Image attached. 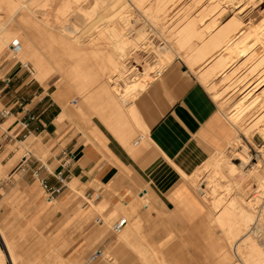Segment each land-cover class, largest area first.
<instances>
[{
  "label": "crops",
  "instance_id": "obj_1",
  "mask_svg": "<svg viewBox=\"0 0 264 264\" xmlns=\"http://www.w3.org/2000/svg\"><path fill=\"white\" fill-rule=\"evenodd\" d=\"M44 58L36 65L39 74L49 68V64L61 74L70 67L57 53L46 52ZM10 83H5L0 92ZM19 90L17 88L12 94L7 92L1 98L2 107L10 108L11 116L0 124L14 118L2 137L20 141V137L10 135L16 123L28 115H35L37 119L30 124V134L22 142L30 140L37 152L49 154L46 159L33 152L28 159L21 158L18 166L24 169L17 166L12 175L19 174L20 178L14 180L13 188L0 201L3 207L0 214L4 215L11 211V202L17 197L24 200L21 211L25 216L16 225L17 238L22 239L19 244H29L32 240L29 233L37 229L48 235L43 241L38 238L37 252L44 254L61 249L65 264H70V259L83 258L95 245H99L103 256L93 264H108L103 261L106 250L110 252L109 264L114 263L115 253H120L125 264H143L153 253L148 246L173 254L176 246L182 244L176 231L195 224L206 210L184 175L195 173L212 152L225 150L235 138L233 126L203 85L185 67L174 62L128 104L129 107L133 104L145 125L149 146H140L141 141L135 144L127 140L136 127L126 114L118 119L112 109L110 116L115 118L94 116L91 122L80 114L77 116L71 107L78 103L77 93L67 83L48 90L28 83L21 94H17ZM24 93L29 94L27 103ZM125 118L124 121L132 125L122 120ZM65 149L71 150L76 159L66 170L67 187L49 201L40 179L58 184L53 174L61 168L60 158ZM42 164L47 169L42 167L39 178H35L32 171ZM181 170L185 174L181 172V175ZM71 184L89 200L95 196L94 205H75V190ZM147 197L150 203L144 202ZM97 207L103 209L102 215L97 214ZM93 213L97 214L94 218ZM113 214L118 215L115 222L127 218L125 228L131 223L123 241H118L115 233L105 235L107 221L103 217ZM1 217L3 240L1 237L0 240L13 263L7 250L10 246L7 236L15 246L16 242L9 232L5 233ZM138 227L140 231L136 232ZM75 228L77 234L71 236ZM146 228L157 231L148 233ZM0 249L3 251L1 246ZM3 253L0 264H6Z\"/></svg>",
  "mask_w": 264,
  "mask_h": 264
},
{
  "label": "bare ground",
  "instance_id": "obj_2",
  "mask_svg": "<svg viewBox=\"0 0 264 264\" xmlns=\"http://www.w3.org/2000/svg\"><path fill=\"white\" fill-rule=\"evenodd\" d=\"M3 1L6 3L8 0ZM51 1L52 2L50 5H52L51 8L53 9L51 10L53 13L55 11L62 13L63 9L66 11L68 10V12L70 11L69 8L71 6L63 4V1L61 2L58 0L62 4L58 1L56 2V0ZM201 1L202 0H87L88 3L91 2L93 4L91 5L90 3L93 8L90 6L91 8L89 7V9L86 11H84L82 8L81 10L90 15L89 19L92 20L94 18L93 16H97V18L99 17L100 22L101 20H105L104 22L102 21L103 23L109 22V24L102 23L101 26L104 25L103 27H99V24L98 26L96 25L97 28L99 27L98 29H96L94 26L95 34H97L93 37L91 34H89V31L85 30L88 25L87 19L85 24L82 21L84 26L82 24L81 26L76 25V22L78 21L74 22V20H72L75 24L72 23L70 17H67L70 19L67 22L71 21V24L68 23L69 25L65 24L62 20L57 19V16L53 19V21H50L48 17L50 13L48 14L44 8L39 9L33 6L31 8L32 17L30 19L25 17L21 18L20 26H22V28H26L25 32H27V36L26 38H22L19 41L16 40L18 31H16V29L12 30L13 24H11L10 21L3 22L0 18V52L4 51L7 47L10 49V52H13V41L22 46L27 42L28 47L24 49L26 46L24 45L21 53H15V55L21 56V54L27 55L30 53V56H32L31 60L33 59L31 62L35 63L34 65H37L38 62H43L45 60V54H42L43 52L40 51L39 47H41L43 43H45L46 47L47 43L41 39V37L37 36V34L34 32V29H37V32L39 30L41 33L48 30L49 32H46L45 34H51L52 38L57 43L62 45V47L64 46L63 48L68 47L69 49L68 51L66 50L67 52L70 50L68 56H70L71 59L69 60L73 62L70 64L67 72L63 73L66 77L65 80L69 81L68 79L79 77L83 80H92L90 82L95 83L102 80L111 82V92L114 96H117L119 102L117 106L114 104L115 107L113 105L112 108L115 110V114H117L118 119L120 117H124L126 114L128 115L127 117L133 120H130L131 122L139 124L138 127L142 126L146 133L147 129L145 125L142 124V121L133 104L130 107L127 106V110L125 109L126 107L123 105L122 101L123 99L127 100V98H132L134 100L143 90L146 89L149 80H151L155 74L160 75L161 72H163L169 65L172 64V58L182 57L188 68L194 71H203L202 73L200 72V78L202 79L201 81L209 86L214 97L219 101L221 107H224L225 110H227L229 113H232V115L229 114V116H233L236 130L241 131L243 128L246 132H249L256 129V131L258 130V132L264 138V111L258 113L259 108L264 105V88H261L260 85L261 82L264 81V41L263 46L261 45V47H257L259 45L255 44L258 41L262 42L264 39V32L260 31L264 26V18L261 20L262 27L259 28V31H257L254 36V32L252 33V36L255 37L254 40L248 43L246 42L248 35L243 37L245 30L241 31L247 26L248 23L244 25L242 24L243 26H241L239 25L240 22L238 20L237 22L234 20L226 25L221 21H217L219 17H216V19L214 18L212 23H207L202 18L201 20L194 17L195 13L193 15V12H191V8L193 7L192 4ZM257 1L207 0V3L203 2L202 4H198L199 6L201 5L200 8L203 7V10L208 9L209 6H211L212 9H216L218 7L216 15H220L222 12L224 13L227 8V3L230 2V4L233 5L231 8L236 11L237 16H241V14L244 13L246 14L245 17H247L254 11L256 5L253 6L252 4L257 3ZM0 2L2 1L0 0ZM251 5L252 7H250ZM131 7L132 9H130ZM200 8L199 11H202ZM85 13L83 14L81 11L79 13L78 11L72 10L71 16L75 14L80 17L79 19L85 20ZM78 16L76 18H78ZM243 18V16L240 17L242 21ZM210 19H213V17ZM140 20H142L143 24L148 26L147 29L143 26L140 27ZM97 23H99V20ZM251 26L250 28H252ZM43 36L45 37V35ZM48 40H50V38ZM51 44L57 47L56 43L52 42ZM57 48L59 49V47ZM49 49H51V54L56 53L53 47ZM259 51L262 52L261 56H257L260 53ZM63 52H61V54ZM139 52L142 53L141 58L143 59V62L141 63V59H139L136 64L130 67L131 65H129V62L131 61L129 59L131 55L136 56V54ZM247 53H251L249 57H247L251 60L254 59L253 63H255L260 58L261 59L255 63L256 65L254 66L251 65L250 67L246 68L245 64V67H241L242 65L240 63V59H242L244 54L247 55ZM165 55L170 56V58L165 57ZM58 56L62 57L60 54H58ZM23 57L26 58V56ZM75 57L77 58L75 59ZM160 58L164 59L163 63H159ZM78 63L80 65L85 64V69L79 75L77 73L76 75L74 73V69ZM242 68L243 71H240ZM62 78H64L63 75ZM84 87L86 88V85ZM259 97H261V100H263L262 105L259 104L261 103ZM124 110H127L128 112L125 111V113ZM122 120L126 121V118ZM127 121H129L128 118ZM247 121H249L247 123L248 125L246 124L248 127L244 126L241 128V126ZM250 122L253 123L251 124ZM123 128H125V126ZM134 132L135 131L133 130L132 133ZM130 137L134 138L132 134ZM238 137L239 134H236L235 138H237V140ZM129 139L130 138H127V140ZM259 153L264 154V144L259 147ZM225 154L226 153H221L217 158H212V161L214 160L212 168L214 173L212 171L213 174H209L208 178V182L211 183L210 185L212 186L208 192V195H210L208 197L211 198L208 199L210 200L209 202L211 203L210 205L212 208H209V210H211L208 212V207L206 204L207 202L202 200L205 204L206 210L203 213V216H200L201 218L199 222H203V225H205L204 227L207 233L206 236H208L209 240L211 238L210 241L213 244H216V241H218V239L220 240L222 237L221 236L217 238L214 235V228L216 226H220L221 230L223 231L227 227L228 231L225 233L226 236L229 235L232 238H235V243L227 241V243H220L221 245H219L220 248L218 247V249H216V246L210 247L214 253L216 252L217 254L219 252L218 255L220 258L217 255L219 264H229L230 262H233L235 256L243 264H264V242H261L259 239L262 237V235H264V232L261 230L264 225V212H262L264 211V205L261 207L259 212L256 210L257 206L256 208L254 206L255 201L257 199L260 200L257 191L261 190H253L254 192H251L252 198L249 200L247 198L245 199L241 193L232 188L235 184L231 183L241 182V180L238 182L237 179H235V175L241 171H244V166L250 162V156L247 154L245 149L240 150L235 147L233 151V158L241 160V164H238L233 162L232 159ZM257 166L259 167L260 165ZM257 166L254 165V167L249 169V175L251 173L253 174L254 171L258 169ZM197 170V173H199V169ZM259 170H261V168ZM263 171L264 167L261 171L264 176ZM181 172L182 170L180 171V174ZM193 174L194 172H192V174L189 176L192 177V179H196L198 176L196 173V176ZM217 174H221L222 176ZM189 176L187 175V177ZM204 177L205 175L203 176V179H206V177ZM227 177L229 179H225ZM224 179L226 181L228 180L225 184L224 182L226 181ZM230 179L231 182L229 181ZM263 179L264 178H262V180ZM261 182L263 183V181ZM237 185L238 184H236V186ZM258 187L263 188V186ZM220 189L226 190L225 195H231L232 198H216L215 193L220 192ZM232 189H234L233 193ZM220 195L221 194H219V196ZM260 196L263 197L262 195ZM199 198L201 199V197ZM200 208L202 209L203 207ZM255 220L257 221V229L255 230L252 228H247L251 223H255ZM135 231L139 232V227ZM254 234H258V239L254 238ZM217 244H219V242ZM207 245H209V243H207ZM7 250L10 254H12L11 247L9 245L7 246ZM139 251L140 250H136L135 252ZM3 254V251L0 249V261L3 260ZM160 254L161 255L159 258L161 257V264H171L163 252H160ZM173 264L184 263L178 259V261H175Z\"/></svg>",
  "mask_w": 264,
  "mask_h": 264
},
{
  "label": "rangeland",
  "instance_id": "obj_3",
  "mask_svg": "<svg viewBox=\"0 0 264 264\" xmlns=\"http://www.w3.org/2000/svg\"><path fill=\"white\" fill-rule=\"evenodd\" d=\"M1 1L2 2H0V18L2 19L3 22H9L10 21L11 24H13L12 30L16 29V31H18V34H19V35L17 34V36H16V40H18V41L20 39H22V38L23 39L26 38V36H27L26 35L27 32H25L26 28H24V27L22 28V26H20V22H21V18L22 17H25L27 19H30L32 17L31 8L33 6L39 8V9L40 8L41 9L44 8L48 12V14L50 13L49 16H48L50 21H53V19L57 16V19L62 20L65 24H68V23L71 24V21L74 20V22L78 21V22H76V25H80L81 26V24H82L84 26V24L86 22V19H87L88 25L85 28V30L89 31V34H91L92 37L97 34V33L95 34L94 26L96 27V25L98 26V24L100 25L99 27H103L104 26V25L103 26H101V25H102V23L105 20H101V22H100V19H99V17L97 18V16L96 17L93 16L95 18V20H94V18L92 20H90L89 19L90 15L88 13L86 14L84 12V11L88 10L91 5H93L91 2L88 3L87 0H60L61 2L63 1V4L71 6L69 8V10H70L69 12H68V10L66 11L65 9H63L62 13H60L59 11L58 12L55 11L54 13L52 12L51 9H53V8H51L52 5H50V3L52 2L51 0H22V1H20V0H8L6 3H4L5 1H3V0H1ZM57 1L58 0H56V2ZM60 1H58V2L61 3ZM255 1H257V0H255ZM56 2H54V3H56ZM203 2L207 3V0H202L201 2H197V3L195 2V4H192L193 7L194 6L197 7V8L194 7L196 9V11H195V9L193 7H192L193 9L191 8V12H193L192 14L194 15V13H195L194 17H196L198 19L202 18L207 23H212L214 21V18L216 19V17L217 18L219 17L217 21H221L223 24H226V25H228L230 22H232L234 20H235V22H237V20H238L240 22V23L239 22L238 23L241 26H243L244 24L248 23L247 26L241 30V31L245 30V32H244L245 34L243 33L244 34L243 37L248 35L247 36L248 39L246 38L247 41L245 40L248 43H250V42H252L254 40V38H255V37H253L254 34L257 31H259V28L262 27L261 20L264 18V0L263 1L259 0V1H257V3H255V4L253 3L252 4L253 6H255V5L256 6H255L254 11L251 14H249V16L245 17L246 14L242 13L241 16L244 17L243 21L240 19L241 16H237L236 15V11H234L231 8V7H233V5H231L230 2L227 3V8L224 11V13L223 12L221 13L222 15L221 14L220 15H216L218 7L216 9H212V7L209 6V8L206 9V10H203V7L200 8L201 5L199 6V4L200 3L202 4ZM90 3H91V5H90ZM24 4H25V6H24ZM61 4H59V5H61ZM125 4H127V3H125ZM77 5H79V6H77ZM221 5H223V4H221ZM252 5L250 7H252ZM5 6H6V8H5ZM198 7L200 9H202V11H199ZM81 8L84 11L81 10ZM130 9H132V7ZM211 9L213 10V12H212ZM72 10L78 11L79 13L81 11L83 14L85 13V20L79 19L80 17L78 15H75V14L72 15L73 17H75V18H73L71 16V11ZM197 14H199V15H197ZM206 15L209 16L210 18L213 17V19H210ZM77 16H78V18H76ZM67 17L68 18L70 17L71 21L67 22L68 20H70ZM78 19L81 20V21H79ZM251 19H252V21H251ZM98 20H99V23H97ZM82 21L84 22V24H83ZM74 22L72 21V23H74ZM80 22H82V23H80ZM89 24L92 27H90ZM103 24H109V22H106V23H103ZM139 25H140V27L143 26L146 29L148 28V26L146 24H143L142 20L139 21ZM250 26L252 28H250ZM87 28H89V29H87ZM90 28H92V29H90ZM98 28L96 27V29H98ZM233 28H231V29H233ZM260 31L264 32V26H263V28ZM34 32L37 34V36L41 37V39H43L47 43L46 47H45V43H43V45L41 47H39L40 51L43 52L42 54H45L46 52H51V49H49V48L53 47L54 51L57 54H60V55H62V57L65 58L66 66L70 65L73 62V61L69 60V59H71L70 56H68L70 50H69V52H67L69 48L68 47L67 48H63L64 46L62 47V45L57 43L52 38L51 34H45L46 32H49L48 30L46 32H43L44 34L39 32V30H38V32H39L38 33L37 29H34ZM252 33H253V36H252ZM42 34L45 35V37ZM23 35H25V36H23ZM48 37L50 38V40L52 42L56 43L57 47H59L61 52L64 51L62 54H61L60 50L55 45L51 44L52 42L50 40H48L49 39ZM250 38H252V39H250ZM263 41H264V39L262 40V42L258 41L255 44L259 45L257 47H261V45L263 46ZM14 44H15V42L13 41L12 46ZM24 45H26V46L24 47ZM24 45L22 46V45L19 44L20 48L18 49V51L10 52L9 51L10 49L7 47L4 51L0 52V60H1V62H0V91L4 87L7 79H10V82H11L10 85L8 87H6V89H4L3 92H0V108L2 107L1 98L5 95V93L9 92V93L12 94V93H14L15 90H17V88H20V90L18 91L17 94H21L28 83H30V84L32 83V86H43L46 90L50 89L51 87H59L63 83H67L77 93L75 95V98H76V100H78V103L71 105V107L75 110V113H76L77 116L80 114L83 117V119H86L87 122H91L94 116H99V117H104V118L109 116V118H111V119L116 117V116H113V115L110 116V114H113V113H111L113 105L115 104L117 106V104H119L117 96H114L112 94V92H111V85H112L111 82H107L105 80H102L100 82H96L95 83V82H90L92 80H83V79H81L79 77H74L72 79H68L69 81H66L65 80L66 79L65 74H61V73H59L57 71L55 72V70L51 67L50 64H49V68L43 70V72L41 74H39L36 65H34L35 63L31 62V61H33V59L31 60L32 56H30L31 55L30 53H28L27 55H22L21 54V56L15 55V53H21V51L23 50V47H24V49L28 47V43L27 42ZM51 45H53V46H51ZM260 53L257 56H261L262 52H260ZM250 54L251 53H247V55L244 54L242 56V59H240V63L242 65L241 67H245L246 66V68H248L251 65L254 66V65H256L255 63H257L261 59L260 58L255 63H253L254 59L251 60L250 58H248ZM6 55L8 56V58H7ZM23 56H26V58L23 57ZM141 57H142V53L141 52L137 53L136 56L131 55V57L129 59L131 61V62H129V65H131L130 67H132L134 64H136L139 61V59H141V63H142L143 59ZM165 57L170 58V56H168V55H165ZM243 57H244V59H243ZM245 57L247 58V60H246ZM29 58H30V60H29ZM76 58L77 57H75V59ZM75 59H72V60H75ZM241 60H243V61H241ZM163 61H164V59L160 58L159 63H163ZM245 61H246V63H245ZM174 62H176L178 64H181L183 67H185V69L188 70L203 85V87L207 90V92L211 95L213 100L216 102L220 112L227 118V120L233 126L234 131H235V136H236V134H239L238 140H237V138H234L232 140V142L229 144V146L224 150V152L222 150V151H219V152L218 151H214V152L211 153L210 158L207 159L198 168L199 169V173H197L198 170L195 172L196 175L198 176L196 179H194V178L192 179V177H190V176H189L190 178L185 176L187 181H188V183L193 187V189L196 192H198L197 194L201 197V199L203 201L207 202L206 204H207L208 212H209L211 210V209L209 210V208H212V206L210 205L211 203L209 202L210 201L209 199H211V198L208 197V196H210V195H208V192L210 191V189H211L210 187H212V186L210 185L211 183L208 182L209 181L208 178H209V174L211 175V174L214 173V171L212 169L214 160L212 161V158L213 159L217 158L221 153H223V154L226 153L225 155H227L229 158H231L233 162L241 164L240 163L241 160H239V159L237 160V159L233 158V151H234L235 147H237L240 150H244L245 149L247 151V154L250 156V162H249V164L244 166V168H245V169L243 168L244 171H241V172L237 173V175H235L236 176L235 179H237L238 182L241 180V182L240 183H237V182L234 183V182H231V179L229 181L232 184H235V185H233L232 188L236 189V191L241 193V195H243L245 197V199L247 198V199L250 200L252 198L251 197L252 196L251 192L253 190H255V189L261 190V191H257V193L259 194L258 197H259L260 200L257 199L255 201V205H254L255 208L257 206L256 210H257V212H259V210H261V207H263V205H264L263 204L264 203V200H263L264 199V179L262 180V178H264V176H263V174L261 172L263 170V167H264V154L259 153V147H261L264 144V138L258 132V130L256 131V129H254L252 131H249V132H246L242 128V127L246 126V124L249 121L245 122L241 126V128H242L241 131L236 130V126H234L235 125V120L233 119V116L232 117L229 116V114L232 115V113H229L227 110H225L224 107H221L219 101L214 97V95H213L212 91L210 90L209 86L206 83H204L203 81H201L202 79L200 78V76H201V73L203 71H200V70L194 71V70H191L190 68H188L186 66V64L184 62V59L182 57L172 58V63H174ZM25 64H28V66H30V71L26 67H24ZM84 65L85 64L80 65L78 63L75 66L74 73L75 74L77 73L79 75L81 72H83L84 69H85ZM246 68H244V69H246ZM64 70H66V69H64ZM240 71H243V68H242V70L240 69ZM62 75L64 76V78H62ZM158 76H159L158 74H155L151 78V80H149L147 86L152 81H154ZM78 79H80V80H78ZM85 85H86V88L84 87ZM87 85H88V87H87ZM260 85H261V88H264V81H262ZM90 86H92V87H90ZM81 92H83V93H81ZM23 96L26 99L25 102L27 103L29 101L28 100L29 94L28 93H24ZM132 100H133L132 98H127V100L123 99L122 103L126 107V106H128L129 103L132 102ZM259 100L261 101V103H259V104L262 105L263 100H261V97H259ZM115 105H114V107H115ZM263 111H264V105L259 108V112L258 113H261ZM13 120H14V118H10L5 124H0V164L2 165V166L0 165V201L2 199L6 198L7 192H9V190H11L13 188L14 180H19V178H20L19 174H15L14 176H12V175L16 171L18 163L21 160L23 155H25L27 152L30 151V152H33L36 156H38V157H40L42 159H46L49 156V154L46 153L45 151L37 152L33 148V146L30 145V140L29 141H25V142H20V141H15V140L12 141V140L3 138L2 137L3 133L6 131L7 127L12 123ZM250 123L252 124L253 122H250ZM134 125H135V127L137 126L136 127L137 131L134 132L135 134L134 133L132 134V136L134 138L129 137L130 141H132V143H134L140 136H143V139L141 140L139 145L140 146H149L150 143H149V139H148L146 131L142 128V126L138 127L139 124L134 123ZM246 127H248V126H246ZM236 131H238V132H236ZM254 165H256V166L260 165L259 167L261 168V170H259L260 168L257 166L258 169H256L253 174L251 173L249 175L248 171H249V169L254 167ZM203 169H205L206 171L203 170ZM212 171H213V173H212ZM195 173L193 175H195ZM258 173H261V174H258ZM263 173H264V171H263ZM204 175H205L207 180L203 179ZM217 175L222 176L221 174H217ZM256 175H258V176H256ZM256 178H257V180H256ZM225 179H229V178L227 177ZM189 180H190L191 183L189 182ZM227 181L224 182V184L227 183ZM259 181L260 182L263 181V183L262 182L260 183ZM259 183L262 184V185H260ZM236 184H238V185L236 186ZM235 186H236V188H235ZM258 186H261V187L263 186V188H260ZM71 188H73L75 190V196L73 198V203L75 205L81 206V205H83L85 203L90 204V205H94L95 196H93V198L91 200H89L88 198H86L83 195V193L78 192L74 185L71 184ZM234 189H232V193L234 192ZM220 192H216L215 193L216 198H220V197H225L226 198L227 197L226 199H230L229 197H231V195H228V194L225 195L226 194V190L220 189ZM242 193H244V194H242ZM219 194H221V195L219 196ZM260 195H262L263 197H261ZM144 202L150 203L149 198L147 197L144 200ZM23 204H24V200H22L21 197H17L13 202H11V211L8 214H4V215L0 214V216H2L1 217L2 218L1 226L3 227L5 233L7 234V232H9V235L11 237H13V240L16 242V246H15L13 244V242L10 240V238H8V236H7V240L10 243V247H11V251H12V254H11V257H12V260H13V263H12V261L8 257V254H7L6 250H5L6 246L4 248V246L2 245V242L0 240V246L3 249V251L5 252V255H6V258H5L6 264H65V261H64L65 258L61 254V249L55 250V251L51 250V251H48V252H46L44 254H40L39 252H37V249H38V246H39L37 244L38 240L40 239V241H43L44 239H46L48 237V235L46 233L39 232L37 229H34V230L31 231V233H29V237L32 238V240H31V242H29V244H25V245L19 244L22 239L17 238L18 237V233H19V229L16 227V225H17V222L19 221V219H21V218H23L25 216V213L21 211L22 210L21 207H22ZM0 208H3L1 204H0ZM102 210L103 209L101 207H97L96 208L97 214L102 215L101 214ZM262 212H264V211H262ZM97 214L93 213V218ZM117 217H118V215H116V214H113V215H111V216H109L107 218L103 217V220L107 221V223L105 225V229L107 230V233L105 234L106 236L112 235L114 233L113 230H112V227H113V224L115 223V219ZM199 220L197 221L198 223L196 222L195 224H193L190 227L187 226V228L182 229L181 231H176V235H178L180 237V241L182 242L181 245L176 246V249H177L176 251H179L178 253H176V251L175 252L173 251V254L168 255L172 251L164 252L162 250L160 251L159 249H156V250L153 249L154 246H148L149 248H151L150 251L153 252L154 254L150 252L151 253L150 259H148V260L145 259V261H143V264H146L145 262H148L147 264H161V261H160L161 257L159 258V256L161 255L160 252L161 253L163 252L169 258V262L171 264H173L175 261H178V259H179V261L181 260V262L184 263V264H215V263L219 264L218 263V257H217L219 252L217 254H216V252L214 253V251H212L210 247L211 246H216V249H218V247L220 248L219 245H221L222 243H227V241H231V242L235 243V238H232L229 235L226 236L225 233L228 231L227 227L223 231V230H221L220 226H218V227L216 226L214 228V235L217 238H219L221 236L222 237L220 238V240L218 239V241H216V244L218 242H219V244H217V245L213 244L210 241L211 238L209 240L208 236H206L207 233H206V230H205V227H204L205 225H203V222L200 223ZM254 222L255 223H251L249 225V227H247V228H252V229L256 230L257 229V221L255 220ZM253 225H255V226H253ZM130 227H131V223H129L128 228H125V229H123L122 232L116 234V237H117L118 241H123L122 237H124V235L126 234L127 230H129ZM77 230L78 229L75 228L73 230V233H72L71 236L77 234ZM145 230L148 233H150L151 231H153V232L157 231L155 229L149 230L147 228ZM145 230H143V231H145ZM261 230L264 232V225L261 228ZM170 235L173 236L174 234L171 232ZM257 235L258 234H254L253 235L255 239H258ZM0 237H1V234H0ZM1 239H2V237H1ZM259 239H260L261 242H264V235H262V237L259 238ZM207 243H209V245H207ZM98 247H99V245L93 246L91 251H90V253H88L86 256H84L81 259H78L76 261L73 260V259H70V261H71L70 264H83V263L87 262V260L90 257V255L95 250H97ZM15 249H17L18 251L17 250L15 251ZM22 249H25V250L22 251ZM119 254L117 255L115 253V255H114V263L113 264H125V261H122L120 259L121 256L119 257ZM219 258H220V256H219ZM233 258H234V255H233ZM109 259H110V252H109V250H106L103 261H105V262H107L109 264ZM174 259H177V260L174 261ZM159 261H160V263H159ZM91 264H93V263H91ZM229 264H243V263L240 260H238L237 257L235 256L233 262H230Z\"/></svg>",
  "mask_w": 264,
  "mask_h": 264
},
{
  "label": "built area",
  "instance_id": "obj_4",
  "mask_svg": "<svg viewBox=\"0 0 264 264\" xmlns=\"http://www.w3.org/2000/svg\"><path fill=\"white\" fill-rule=\"evenodd\" d=\"M14 51H18L19 44L15 43L12 46ZM24 67H26L29 71H30V66H28L27 64L24 65ZM10 79L6 80V83H9ZM9 116H11V109L8 107H1L0 108V123L5 120L6 118H8ZM37 119V117L35 115H28L27 117L21 119L20 121H18L16 123V128L15 130L10 134L13 138H18L20 137V141H24L27 139L28 135L30 134L29 131V127L32 121H35ZM143 139V136H140L134 143L138 144L141 140ZM30 151L27 152L25 155H23V159L26 160L30 157ZM76 156L75 154L68 149H65L62 152V156L60 158L61 161V168L55 173L53 174V176L55 177V179L58 181V184L53 185L50 184L48 182V180L46 179H40L41 182V186L43 189V192L47 198V200L52 201L54 200L57 196H59L64 189L67 187L68 185V176L66 174V170L67 168L73 164V162L75 161ZM21 167L22 169H24V167H22L21 165L18 166ZM44 167L45 169H47L45 164H42L40 168L34 169L32 171V175L35 178H39L40 176V169ZM128 224V220L127 218H120L118 219L112 227V230L115 234H118L120 232L123 231V229L126 227V225ZM103 256V251L100 249L95 250L90 257L88 258L87 262L83 263V264H91L93 263L95 260H97L98 258Z\"/></svg>",
  "mask_w": 264,
  "mask_h": 264
}]
</instances>
